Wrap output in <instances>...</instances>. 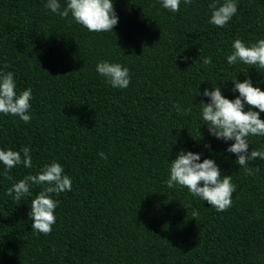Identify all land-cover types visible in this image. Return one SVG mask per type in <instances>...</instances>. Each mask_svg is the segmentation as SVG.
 I'll list each match as a JSON object with an SVG mask.
<instances>
[{
  "label": "trees",
  "instance_id": "trees-1",
  "mask_svg": "<svg viewBox=\"0 0 264 264\" xmlns=\"http://www.w3.org/2000/svg\"><path fill=\"white\" fill-rule=\"evenodd\" d=\"M47 2L0 0V73H14L18 95L32 89L30 123L0 113V150L27 146L32 156L31 168L10 170L11 180L0 162V264H264V160L249 161L252 175L236 164L226 151L234 141L209 134L199 104L209 101L205 88L234 99L232 80L246 75L264 91V68L227 63L236 39H264V0H237L224 27L209 23L213 0H181L178 12L162 0H113L118 23L108 32H90ZM100 61L127 67L129 86L112 87L96 71ZM248 140L249 152L264 150V136ZM181 149L232 176L227 211L186 187L168 188ZM53 161L72 190L51 194L59 203L45 235L29 216L44 186L32 185L19 202L7 190Z\"/></svg>",
  "mask_w": 264,
  "mask_h": 264
},
{
  "label": "clouds",
  "instance_id": "clouds-1",
  "mask_svg": "<svg viewBox=\"0 0 264 264\" xmlns=\"http://www.w3.org/2000/svg\"><path fill=\"white\" fill-rule=\"evenodd\" d=\"M181 0H162V7L172 12L180 10ZM192 0H184L185 5H190ZM45 8L65 18L71 13L75 22L86 27L90 32L112 31L118 23V16L114 10L113 0H67L63 9L59 0H48ZM212 10L209 23L224 27L237 12V0H224L217 5L216 0L209 4ZM233 51L227 56V63L234 65L242 62L247 65H258L264 68V39L247 45L241 39H236L232 44ZM187 60V57H184ZM204 65L211 63V57L203 59ZM7 67V65H5ZM96 71L105 77L107 82L115 88H127L130 84L129 69L120 63L100 61ZM232 91L239 95L230 100L222 95L220 87L205 88L202 95L209 98L205 103L200 101L202 108V122L207 125L208 132L213 137L234 141L226 151L236 154L235 161L240 167H244L249 175L253 169L249 167V161L257 158L264 160V150L255 149L249 152V136H264V120L260 119V113L264 112V91L254 87L251 78L239 82L232 80ZM16 82L13 72L0 73V113L19 116L26 124L31 122L29 113L32 89L22 91L19 95L15 91ZM199 95L201 93L199 92ZM245 105L248 110L245 111ZM178 113L189 115L191 106L181 110L179 104L174 105ZM258 109L259 111H254ZM102 159H107L105 153H99ZM201 161L199 153H193L181 149L177 158L170 162V175L167 180L168 188L177 185L186 187L189 192L214 207L217 212L227 211L232 205V195L237 186L232 183V176L221 175L219 166L213 159L205 158ZM0 162L5 166V176L11 180L8 174L17 165L23 164L26 168L32 167V156L29 147L25 146L20 151L11 149L0 150ZM258 170V169H257ZM63 166L53 161L41 168L36 175H27L7 190V194L14 201H21L25 196H31L32 185H43V189L31 200L30 218L34 220L33 230L48 235L52 232V226L56 223L54 210L59 201L54 200L51 194H59L72 190L71 178L64 175ZM201 182L203 186H201ZM192 216L197 218L198 211H193Z\"/></svg>",
  "mask_w": 264,
  "mask_h": 264
}]
</instances>
